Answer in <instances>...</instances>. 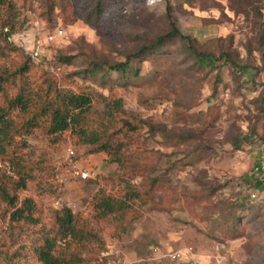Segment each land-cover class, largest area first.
I'll list each match as a JSON object with an SVG mask.
<instances>
[{
  "label": "rangeland",
  "instance_id": "rangeland-1",
  "mask_svg": "<svg viewBox=\"0 0 264 264\" xmlns=\"http://www.w3.org/2000/svg\"><path fill=\"white\" fill-rule=\"evenodd\" d=\"M93 2L0 6V72L28 66L8 94L25 86L38 95L49 83L88 92L89 125L106 134L121 123H106L103 98L121 97L124 116L135 124L110 138L123 166L103 150L89 152L70 130L15 136L26 144L16 148L28 175L18 195L33 198L40 223L28 222L12 241L11 208L0 202V264H41L32 248L55 235L52 209L61 206L98 236L76 247L81 264H186L190 256L200 264H264V170L253 173L264 158V0H107L98 18L90 17ZM171 23L180 35L133 61L137 76L110 70L167 34ZM56 26L63 35L39 59L20 47L22 33ZM197 53L214 55L218 64L199 66ZM67 147L95 169L94 178L64 176ZM89 154L101 156L91 162ZM0 167L10 171L7 160ZM104 194L127 198L129 207L103 215ZM187 248V258H170Z\"/></svg>",
  "mask_w": 264,
  "mask_h": 264
},
{
  "label": "trees",
  "instance_id": "trees-1",
  "mask_svg": "<svg viewBox=\"0 0 264 264\" xmlns=\"http://www.w3.org/2000/svg\"><path fill=\"white\" fill-rule=\"evenodd\" d=\"M106 1L94 0L89 12L90 17L102 16ZM6 3L7 0H0V6ZM7 25H10V29ZM3 27L5 28V35L9 37L12 34V23L6 21L3 23ZM170 27L167 34L159 36L150 45L144 46L140 53L126 57L124 62L111 64L110 70L127 78L137 76L140 72V65L132 64L133 61H142L145 59L142 58L145 55H150L164 48L166 39L180 35L173 23L170 24ZM224 56L226 60H230L228 54H224ZM196 61L199 66L216 65L219 58L209 53H197ZM27 70L28 66L22 65L11 72L8 70L0 72V159L10 163V171L0 167V202L11 208L8 236L12 241L16 240L17 234L23 230L28 222L40 223L38 218L33 216L35 209L33 198L26 196L20 199L18 195L20 189L27 187L28 175L23 171L25 164L17 150L19 146L24 147L26 144L24 140L22 143L15 141V136L33 132L37 128L44 129L47 134H57L64 130H70L78 141L91 146L89 152L103 150L109 155L110 161L123 166V155L119 153L120 149L113 152V144L110 138L121 130L124 131L125 127L126 130L133 131L135 129V124L124 116L126 111L121 97L103 98L104 108L102 112L106 123H121L118 132L112 131L106 134L103 130L89 125V112L93 106V97L88 92H74L49 83L38 95L26 90L25 86H20L16 92L8 94L7 86L21 77ZM136 195L133 192L130 198ZM98 207L103 215L123 214L129 204L127 198L104 194L99 200ZM52 215L55 235H44L33 246L34 255L41 264H81V258L75 251L76 247H85L87 241L97 240L96 232L91 231L84 223L80 222L68 206L52 209ZM229 228L231 227L229 226ZM217 231L219 232V230ZM59 240H63L64 245H61ZM74 242L76 245L70 248Z\"/></svg>",
  "mask_w": 264,
  "mask_h": 264
},
{
  "label": "built area",
  "instance_id": "built-area-1",
  "mask_svg": "<svg viewBox=\"0 0 264 264\" xmlns=\"http://www.w3.org/2000/svg\"><path fill=\"white\" fill-rule=\"evenodd\" d=\"M30 32H24L20 36V47L28 53L31 58L39 59L41 57V52L43 47L55 41L58 37L63 35V29L60 26H56L53 29L46 31L44 34L42 32H34L32 34ZM64 168L65 174L67 175H75L82 178H94L97 172L93 169L92 166L83 165L76 156V152L73 147H67L66 154L64 158ZM264 170V158L259 160L258 165L254 168V174H259ZM63 180V179H61ZM252 198L258 196V193H251ZM191 252V248H187L186 251H174L170 254V258L174 260H180L187 258V254ZM186 264H200L194 256H190ZM213 264V263H210Z\"/></svg>",
  "mask_w": 264,
  "mask_h": 264
},
{
  "label": "crops",
  "instance_id": "crops-1",
  "mask_svg": "<svg viewBox=\"0 0 264 264\" xmlns=\"http://www.w3.org/2000/svg\"><path fill=\"white\" fill-rule=\"evenodd\" d=\"M100 156H101V154H99ZM99 155L98 156H96L95 154H89V160L91 161V162H93V161H96V160H98L97 158H99Z\"/></svg>",
  "mask_w": 264,
  "mask_h": 264
}]
</instances>
